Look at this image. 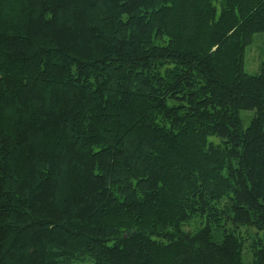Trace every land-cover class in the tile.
<instances>
[{
  "label": "trees",
  "instance_id": "obj_1",
  "mask_svg": "<svg viewBox=\"0 0 264 264\" xmlns=\"http://www.w3.org/2000/svg\"><path fill=\"white\" fill-rule=\"evenodd\" d=\"M261 33L264 0H0V264H264Z\"/></svg>",
  "mask_w": 264,
  "mask_h": 264
},
{
  "label": "rangeland",
  "instance_id": "obj_2",
  "mask_svg": "<svg viewBox=\"0 0 264 264\" xmlns=\"http://www.w3.org/2000/svg\"><path fill=\"white\" fill-rule=\"evenodd\" d=\"M245 63L244 67L246 72L250 74H256V72L260 69L261 62L264 61V33L256 34L254 42L251 46L247 47L245 54ZM241 117L243 119V125L247 128L251 122V119L255 115L253 111H241ZM85 263H77V264H87Z\"/></svg>",
  "mask_w": 264,
  "mask_h": 264
}]
</instances>
